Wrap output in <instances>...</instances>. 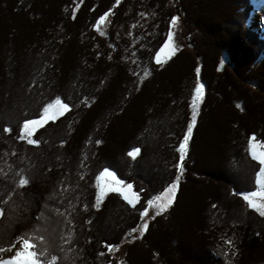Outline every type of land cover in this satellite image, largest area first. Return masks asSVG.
<instances>
[{"label": "trees", "instance_id": "1", "mask_svg": "<svg viewBox=\"0 0 264 264\" xmlns=\"http://www.w3.org/2000/svg\"><path fill=\"white\" fill-rule=\"evenodd\" d=\"M182 1L193 7L190 16L180 8L184 29L193 28L199 42L187 45L193 46L189 53L179 49L157 64L155 58L167 40L174 14L169 0H120L119 5L116 0H81L75 12L76 0H46L44 10L39 0H0V169L9 172V165L12 168L7 178L0 176V200L8 201L0 220L12 212L8 208L17 207L14 224L22 222L21 202L29 197V185L19 190L25 193L23 199L11 192L19 169L28 171L30 182L35 178L43 188L55 182L48 194L56 198L43 212L51 221V231L60 227L51 236L60 252L57 264H114L107 245L123 239L149 198L139 212L122 198L126 207L118 208L120 220L107 225L99 216L101 210L93 205L97 190L117 184L101 173L107 168L123 180L122 174L132 171L137 180L152 181L149 172L160 168L157 162L167 177L153 197L161 194L167 199L166 189L179 174L175 199L153 218L159 219L152 237H148L149 229L128 245L126 261L136 256L135 246L150 255L152 264H242L240 254L248 244H254L250 252L260 249L264 253L260 231L248 229L252 221L264 219L238 195L255 191L260 165L250 155L248 142L255 136L264 144V136L250 123L226 118L230 113L237 120L264 115V36H260L264 29L260 25L256 30L249 28L250 0H230V5L238 7L233 13L226 11L223 0ZM111 10L115 11L113 26H131L124 35L110 30L112 48L94 28ZM119 13L123 18L116 20ZM186 59L184 76H176H183V90L175 88L177 94L169 76L176 74L174 65ZM198 83L204 84L206 98L192 130L183 171L178 173L177 148L191 120L190 103ZM57 98L70 110L37 129L32 138L40 144L19 140L24 121L40 118ZM137 114H142V120L133 128ZM5 127L11 131L4 132ZM205 129L214 140L205 152H196L193 139L205 137ZM218 129L223 130L214 133ZM68 139L75 146H67ZM136 148L140 151L135 158L128 156ZM187 183L191 185L186 187ZM36 202L27 216L32 224L36 223ZM203 206L202 216L199 209ZM12 226L3 229L0 247H8L22 235ZM228 239L234 248L225 243ZM202 241L206 246L198 245ZM218 247L226 261L217 258ZM233 251L237 254L232 259Z\"/></svg>", "mask_w": 264, "mask_h": 264}, {"label": "rangeland", "instance_id": "2", "mask_svg": "<svg viewBox=\"0 0 264 264\" xmlns=\"http://www.w3.org/2000/svg\"><path fill=\"white\" fill-rule=\"evenodd\" d=\"M39 1L41 3V5H40L41 9L44 10V8H45L44 3H46V0H39ZM80 1L81 0H76V4L74 5V8H73L74 12L78 8ZM169 2L171 4V9L174 13L173 16L174 15L176 16V14H177L179 17V21L173 29L174 35H173L172 44L174 47L177 48V51L179 49L185 48L184 50H187L189 53V50H191L193 48V46L188 47L187 45H190V43H193V45H195V43H198L199 42V39H198L199 34L191 27L188 29H184L185 19H184V17L182 19V15H180V8L182 6V8L186 10L187 15L190 16V10L193 7H192V5H190L186 2H183L182 0H180V2H179V0H177V1L176 0L175 1L169 0ZM223 2L225 5L224 8L226 9V11L228 13H233L236 9H238L237 5H230L229 4L230 0H223ZM250 2L252 4L253 8L251 11L252 17H251V19L248 20L249 28L252 30H255L260 25L261 28L264 29V0H256V3L261 5L260 7H256V5L253 3V0H250ZM130 4L132 6L136 5V3L133 1ZM0 9H2L1 4H0ZM219 11H218V15L220 14ZM105 13H109V15L107 17H105V20L103 21V23H101L99 25L98 28L96 27L97 23L95 24L94 28H95V31L97 32V34L100 35V37H102V40L106 42L108 47L112 48L113 47L112 42L110 41V37H109L110 30L113 29L115 34H118V32H119V33H121V35H124L126 33V31H131V26L127 27L128 24L127 25H121V26H113V18L115 15V11L111 10V11H106ZM121 18H123V16L120 15V13H119L116 16V20H120ZM130 20H131V17L128 18V22ZM183 21H184V26H183ZM128 35H129V38H131V34H128ZM128 35H126V37ZM260 35L263 36L264 33H260ZM129 38H128V40H129ZM165 44H166V42L161 47V49H164V50L161 51V49H160L158 51V53L160 55V60L162 61L161 63H164L166 60H168L170 57L173 56V54H171L170 49L165 47ZM129 47L132 49L133 48L132 44H129ZM155 60H156V58H155ZM188 61H189V59H186V63H185L182 60L179 63H177L176 65H174L173 70L176 72V74L174 76H169L170 79L172 80L171 87H174L172 89H174L176 92H177V90H183L182 89V85H183L182 80H183L184 72H186V70H187L186 65L188 64ZM178 74H183V76L181 78H177L176 76ZM177 94H179V93L177 92ZM194 96H196V92H195ZM203 98L204 99L206 98L205 92H203L202 98H200L199 100L196 101V103L198 105V114H199L200 109L202 107ZM56 100L57 99H55V101ZM55 101L51 104V107L48 108L47 115L48 116H56L58 118V117H60L59 112L62 111V109L60 108V105L55 103ZM192 105H193V99L191 100V103H190V118H191L192 112H193V106ZM226 118L228 121L234 122V123H236V122L240 123V124L250 123L251 125L255 126V128L258 131H260L264 136V115H254V117H252V118L244 117L242 120H237L236 118L231 116V113H230V114L226 115ZM38 119H40V118H37L36 120H38ZM53 120H55V119H49L48 122L53 121ZM141 120H142V114H137L135 121H133V125H132L133 128H136V126L138 125V123ZM103 123L101 122L100 129L103 127ZM22 126H21V128H22ZM222 130L223 129L215 130L214 133L218 134ZM205 132H206L205 137L198 135V136H195L193 139L192 146L196 152H205L207 150V147H208L207 145L210 144L214 140V138L212 137L211 131L209 129H205ZM20 134H21V129H20ZM229 134L233 135V131L230 130ZM256 142H257V140L253 141V145H255ZM248 145H249V142H248ZM261 145H264V144L261 143ZM67 146H75L72 139L67 140ZM248 148H249V146H248ZM260 151H264V146L256 148L257 154ZM147 152H148V149H147L146 153ZM249 152H250V150H249ZM101 153L105 156L104 151H101ZM157 163H158L160 168H158L156 170H152L149 172V174H150L149 177L153 178L152 181L137 180L139 178L138 177L136 178L133 175L132 171H128V172L122 174V177H123L122 181L124 182V185L132 184L133 185L132 189L129 190L124 185H119V184L115 185L114 188L121 189V191H113L112 190L113 188H108V189L106 187L101 188V189H103L105 195L103 197L102 203L100 205H98V208L101 210V215H99V216H101L102 221L105 222L107 225H109L110 223H113L114 220H120L118 215L122 214V212H120V210L118 208L120 207L122 209L123 205L126 207V205L123 203V200H122L123 195L121 194V192H123L124 195H127L128 198L133 201V204H131L130 207H131V209H135L136 212H139L143 209V204L145 203V201L148 198H149L148 201L149 200L153 201V204H151V205L148 204V201L145 203V204H147L146 205L147 215L145 217H143V219L141 218V215H139L137 218H135V217H134V219L132 218L133 224L131 225L129 231H126V230L124 231L123 239L120 240V242L117 245H112L114 247V250L112 252L109 253L107 250V252L109 254L110 261H113L114 264H138V263L139 264H152V261L150 260V255L148 253H144V254L140 253V250L138 251V248L136 246L134 247V249L132 251L133 254L136 256H133V258L128 257L127 261L125 259V255H126L125 252H127V249L129 248L128 245H130L133 241H137V239H139L141 237L140 236V230H141V226H142L144 221H147V223H148V228L146 231H144V234H146L149 229L151 230V236H148V237H152L155 233L154 229L157 227V226H155V222L159 218H156V219H153V218L155 216H157L156 213L159 211V208L157 207V205L166 202V199H165L164 195H161V194H157L155 197H153V193L160 188L161 184L165 181V178L167 177V176H165L164 173L161 172L162 166L160 165V162H157ZM249 165H250V162H249ZM191 170H192V168L190 167V169L188 171L189 176H190ZM261 179H264V173L261 174ZM54 183L55 182H52L49 185H45V188H43L42 185L38 184V181L34 178V180H32L29 184V189H28L29 197L25 199V200L29 201V205L24 206V203H23L24 200H22V202H21V206L23 209L22 210L23 217L22 218L19 217V218L22 220V222H20L18 224H14L15 219H13V218L18 217V216L13 211H16L17 207L16 208H13V207L8 208V210L12 211V212L8 213L6 211L7 212L6 219L3 218L0 220V237L3 239L5 238V236L2 235L4 233L3 229L8 228V227H13L12 224L14 225L15 229L20 232V234L25 235V236L33 234L35 232V230L37 228H39V232L37 234L43 235L45 237V240H44L43 244H40L39 241H36V243L38 244V250H42L44 248L48 249L46 257L42 258V259H48V260H50L52 254L55 253V250H56V256L58 257L60 255V252L54 246L55 244L57 245V242L54 243L53 241H55V240H53L54 238L51 237V236H56L60 227L53 228V230L51 231L50 219L43 217L40 221H37L35 218L37 216H39L40 213L43 211V207H45L48 203H50L51 200L56 198L55 195L50 196L48 194L50 189L53 187ZM190 185H191V183H187L186 187H188ZM50 186H52V187H50ZM100 190H97V192ZM255 191H264V184H258L257 183ZM65 194H67V193H65ZM68 194L70 195V197H71V195H73L71 193H68ZM27 196H28V193L26 194V197ZM219 196L221 197L222 195H219ZM157 197H159V199H157ZM168 198H169V195H168ZM181 198H182V196L179 198V201H178L176 208L179 206V204L181 202ZM254 199H256L259 202H264V197L258 196V197H255ZM34 201H37L35 204V210L36 211L34 212V213H36L37 216L34 218L36 223L32 224L27 220V216L30 215V209L33 207L32 203ZM53 202H54V200H53ZM56 203H60V199L59 200L56 199ZM182 203H184V201ZM225 203H228V202L225 201ZM188 204H190V203H188ZM186 208L187 207L184 205L183 209L186 210ZM190 208L193 211L192 205L190 206ZM232 208H235V207H232ZM252 210L259 217L264 219V216H260L258 212H256L254 209H252ZM199 212L203 216L204 206H203V210L200 207ZM117 213H119V214H117ZM129 214L132 215L133 213L129 212ZM232 215H233L232 212L229 213V216L232 217ZM246 216H247V218H249L250 215L247 214ZM137 221H139L138 225H136ZM56 224H59V223L56 222ZM255 227H257L258 230L260 231V235L258 237H260L263 241L262 244L260 245V248H261L262 246H264V221H252L250 223V227H248V229H252ZM133 229H136V231H132ZM190 244L194 245V242H191ZM198 245L206 246V242L205 241L199 242ZM16 246L19 247V244H17ZM219 247L217 250V258L219 259V261H226V260H224V258H223V260L221 259V257H223V254L220 252ZM246 247H249V248L248 249L244 248L245 249L244 253L242 251L240 254V256H244L242 259V261H243L242 264H264V253H261L260 249L259 250L255 249L254 251L250 252V248L252 250V248L254 247V244H248ZM14 251H15V249H13V252ZM137 251H138V254H137ZM245 251H246V253H245ZM11 254L12 253H0V257H7V256H10ZM234 258H236V256ZM232 259H233V256H232ZM56 264H57V261H56ZM226 264H227V262H226Z\"/></svg>", "mask_w": 264, "mask_h": 264}, {"label": "snow or ice", "instance_id": "3", "mask_svg": "<svg viewBox=\"0 0 264 264\" xmlns=\"http://www.w3.org/2000/svg\"><path fill=\"white\" fill-rule=\"evenodd\" d=\"M120 0H116V4L119 5ZM253 3L256 5V7H260L261 5L256 3V0H253ZM243 11V9H242ZM109 13H105L103 16L99 18L97 21L96 27L98 28L101 23L105 20V17H107ZM252 14L250 13L249 18L251 19ZM179 21L178 16H172L170 20V27H169V32H168V38L165 44V47L170 49L171 54H175L177 51V48L173 46L172 41H173V29L177 25ZM164 49H161L163 51ZM162 61L160 60V55L157 53L156 57V63L160 64ZM221 65H223V61L221 62ZM196 72L199 74L200 69L197 68ZM145 76H148L149 73L145 72ZM204 84L198 83L195 89L196 96L193 97V112L191 116L190 123L188 124L187 131L185 132L182 141L179 144V147L177 148V151L180 153L179 156V162L176 165L178 173L183 171L184 168V162L187 156L188 152V143L189 140L191 139V134L192 130L196 125L197 122V115H198V105L196 103L197 100L202 98L203 92H204ZM56 104L60 105V108L62 111L59 112V115L62 116L64 115L65 112L69 111V105L67 103H62L59 98L55 101ZM51 107V105H48L44 109V114L41 115L40 119H28L25 120L23 123V126L21 128V134L19 135L18 139L22 141H26L28 145H39L40 140L39 139H33L32 137L36 134L37 129L40 127H43L44 124L48 122L49 119H56V116H48L47 113V108ZM11 129L5 127L4 132H10ZM253 141H256V137L252 136L249 138V150L250 154L252 155V158L254 160H258L259 165H260V170L256 173L257 177V183L258 184H264V179H261V174L264 173V151H260L258 154L256 152L257 147H261L264 145H261L259 141L256 142L255 145H253ZM97 144L101 143V141L97 140ZM140 149L136 148L133 151L128 152V156L135 158V155L139 153ZM13 156L16 155L15 152L12 153ZM12 168L11 165H9V172H11ZM9 172H5L3 169H0V176H3L5 178L8 177ZM110 176L112 177V180L119 185H124V182L122 180H118L115 176L114 173L110 172L107 168L104 169V172L101 173V176ZM16 176L19 177V179H13L11 183L14 185L11 189L12 193H17L22 199L25 196V193L23 191H19L21 189H25L29 184H30V176L28 174V171H26L24 168L19 169L16 172ZM83 178V177H82ZM99 179V177H97ZM180 180V175L178 174L176 176L175 182H173L171 185L168 186L166 189L169 193V198L166 199V202L161 203L157 205L159 208V211L156 213V215H159L163 212H165L174 202L175 199V193L178 188V182ZM127 189H132L133 185L132 184H127L124 185ZM113 191H121V189L118 188H113ZM123 195V199L127 201L128 204H133V201L128 198L127 195H124L123 192H121ZM105 193L103 189L98 191L97 196H96V205H93V207L98 206L101 201L103 200ZM238 195L242 196L243 200L247 202L248 208L254 209L256 212L259 213L260 216H264V202H259L255 197H264V191H252L249 193H238ZM138 198V197H137ZM159 199V197H157ZM7 200H0V217L5 215V209L3 205L7 204ZM24 206L29 205L28 200L23 201ZM148 204H153V201L149 200ZM19 207V206H18ZM46 207V206H45ZM87 207V206H86ZM215 207V205L213 206ZM57 211H59L57 209ZM141 218L145 217L147 215V209L145 211L141 212ZM44 217V212L42 211L39 216H37L35 219L37 221H40ZM148 228V223L147 221H144L141 230H140V236H143L144 231H146ZM132 231H136V229H133ZM39 232V228L35 230V232L31 235H21L15 238V240L8 246V247H0V253H12L10 256L7 257H0V264H56V261L58 260V257L53 255L51 256V259H42L46 257L48 249L44 248L42 250H38V244L36 241H39L40 244L44 243L45 237L43 235H38L37 233ZM67 243V241H65ZM225 243L229 245V247L234 248L233 241L231 239L225 240ZM19 244V247L16 245ZM13 249L15 251L13 252ZM107 250L108 252H112L114 250V247L112 245H107ZM237 253L236 251H233L231 253L232 256H235ZM101 256H104L105 253L101 252ZM224 255L227 257L229 253L226 251Z\"/></svg>", "mask_w": 264, "mask_h": 264}, {"label": "clouds", "instance_id": "4", "mask_svg": "<svg viewBox=\"0 0 264 264\" xmlns=\"http://www.w3.org/2000/svg\"><path fill=\"white\" fill-rule=\"evenodd\" d=\"M250 19V18H249ZM256 30V29H255ZM261 30H262V28H261ZM261 36V35H260ZM264 36V35H263ZM263 36H261V37H263Z\"/></svg>", "mask_w": 264, "mask_h": 264}, {"label": "water", "instance_id": "5", "mask_svg": "<svg viewBox=\"0 0 264 264\" xmlns=\"http://www.w3.org/2000/svg\"><path fill=\"white\" fill-rule=\"evenodd\" d=\"M175 1V0H174ZM177 1V0H176Z\"/></svg>", "mask_w": 264, "mask_h": 264}]
</instances>
